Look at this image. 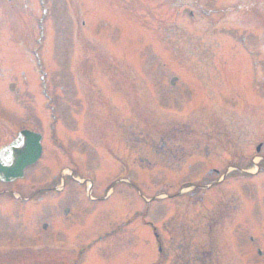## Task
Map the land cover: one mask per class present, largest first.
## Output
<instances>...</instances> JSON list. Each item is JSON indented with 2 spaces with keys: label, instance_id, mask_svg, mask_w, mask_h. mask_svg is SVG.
Masks as SVG:
<instances>
[{
  "label": "rangeland",
  "instance_id": "1",
  "mask_svg": "<svg viewBox=\"0 0 264 264\" xmlns=\"http://www.w3.org/2000/svg\"><path fill=\"white\" fill-rule=\"evenodd\" d=\"M42 77L80 181L38 206L0 192V264H264V170L206 172L220 138L264 140V0H0V129L48 135ZM123 124L141 142L114 160ZM32 170L0 190L29 194Z\"/></svg>",
  "mask_w": 264,
  "mask_h": 264
},
{
  "label": "flooded vegetation",
  "instance_id": "2",
  "mask_svg": "<svg viewBox=\"0 0 264 264\" xmlns=\"http://www.w3.org/2000/svg\"><path fill=\"white\" fill-rule=\"evenodd\" d=\"M190 14H192V10H190ZM8 116L10 114H7ZM17 121L10 126L9 129H0V142L2 141V145L0 146V170L3 174H0V180L7 181L6 183H12L13 181H17L20 179H23L25 176H27L28 171L33 169L34 174H32L33 177H35V180H44L43 183H36L37 187L32 185V191L27 195H21L18 194L17 197H14L13 192H19L17 190H8V189H2L0 192L11 194V199L9 201H18L20 203L29 204L31 206H38L41 202L44 201H52L55 199V197H58L66 183L68 174L65 172V169L68 167V162H65L67 158L69 157V151L66 147V144L68 143L65 139L59 138L56 131H52V134L50 137L48 135L46 136L45 132L39 131L37 128V125H31L29 128L28 126L26 129H29L33 132H40V136L37 139L38 145H39V157L32 162V164L25 166L22 170V177L21 178H15V176L12 175H5V173L9 174L12 173V171H16L17 167L20 164V155L19 150L21 149V123H19V118H14ZM7 121L0 123L1 125H6ZM16 124V125H15ZM25 125V124H22ZM110 126L114 129L116 128V124L112 123ZM121 128L123 129V150H117L112 145L102 146L101 149L104 150V153L108 156H111L114 160H120L121 158H127L131 154L127 152V149L132 146H135L139 144L141 141L138 139L140 136L136 135L133 132L132 126L123 124L121 125ZM76 129L73 133H71V140L72 143H78L80 142L82 144V141H84V137H86V134H82L80 140H77L76 134L79 133ZM138 130H134L136 132ZM116 132V130H115ZM89 135V134H88ZM101 136L102 138L105 137L104 134H101L100 132L97 133L95 137ZM109 136V135H108ZM30 137L34 140V145L29 146V152L33 153L36 151L35 148V142L36 138L34 135L30 134ZM136 138V139H133ZM100 138V137H99ZM207 143L211 142V139L208 138L206 141ZM53 146L54 148H58L60 151V155L58 157H51L49 156L50 148L49 146ZM243 143L241 141H236L233 144L229 143V139H222L220 138V148L221 151L228 155L225 161V165L222 167V170L220 168H210L209 175H217L222 176L225 178L229 175H235V176H243V175H250V173L245 171V166L243 164L247 161L248 157L244 155V153H240L238 150H242L240 147H242ZM84 147V145L82 144ZM231 148H235L234 150H231ZM90 150V148H89ZM230 152L234 153L231 154ZM230 153V154H229ZM259 154L262 156L264 155V146H260L259 148ZM49 156V157H48ZM75 160L80 161L82 159V152H79L78 155H75ZM252 157V156H251ZM46 158V159H45ZM45 159V160H44ZM140 159V158H139ZM44 160V163L40 166H38L42 161ZM59 161V163L57 162ZM243 162V163H242ZM62 163V165H60ZM250 165L252 164V161L249 159ZM42 166V167H41ZM41 169V170H40ZM220 169V170H219ZM260 169H264L261 165L260 168H258L257 172L260 171ZM40 170V171H39ZM209 170V169H208ZM257 172L255 174H257ZM74 170L72 169L70 172V176H73Z\"/></svg>",
  "mask_w": 264,
  "mask_h": 264
},
{
  "label": "bare ground",
  "instance_id": "3",
  "mask_svg": "<svg viewBox=\"0 0 264 264\" xmlns=\"http://www.w3.org/2000/svg\"><path fill=\"white\" fill-rule=\"evenodd\" d=\"M185 189H187V188H185Z\"/></svg>",
  "mask_w": 264,
  "mask_h": 264
}]
</instances>
